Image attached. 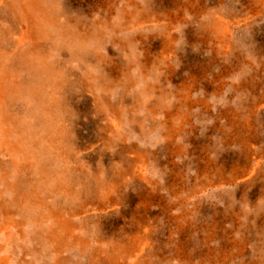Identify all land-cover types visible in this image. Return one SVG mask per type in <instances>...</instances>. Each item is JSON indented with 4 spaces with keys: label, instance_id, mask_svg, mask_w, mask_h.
I'll use <instances>...</instances> for the list:
<instances>
[{
    "label": "rangeland",
    "instance_id": "rangeland-1",
    "mask_svg": "<svg viewBox=\"0 0 264 264\" xmlns=\"http://www.w3.org/2000/svg\"><path fill=\"white\" fill-rule=\"evenodd\" d=\"M0 81L8 264H264V0H0Z\"/></svg>",
    "mask_w": 264,
    "mask_h": 264
},
{
    "label": "bare ground",
    "instance_id": "bare-ground-1",
    "mask_svg": "<svg viewBox=\"0 0 264 264\" xmlns=\"http://www.w3.org/2000/svg\"><path fill=\"white\" fill-rule=\"evenodd\" d=\"M2 87H4L3 86V84H2V82L0 81V90L2 89ZM10 147H11V149L14 151V152H17L19 149H21L20 148V145H19V143L16 145V144H14V143H10ZM11 202H14V200H10ZM10 202V203H11ZM10 203H9V206H10ZM12 204V203H11ZM8 209H10V210H8L7 212H4V215H6V217H7V221H8V224H9V227L11 226H15V224H17L18 225V227L22 224V222H18V223H16L15 222V212L13 211V206L12 207H9ZM2 214V213H1ZM19 220V219H18ZM0 228H1V226H0ZM2 250V249H1ZM0 264H8V261L6 260V259H1L0 258Z\"/></svg>",
    "mask_w": 264,
    "mask_h": 264
}]
</instances>
